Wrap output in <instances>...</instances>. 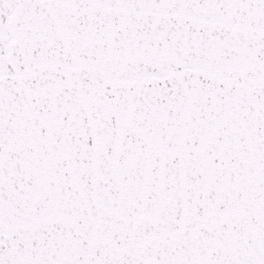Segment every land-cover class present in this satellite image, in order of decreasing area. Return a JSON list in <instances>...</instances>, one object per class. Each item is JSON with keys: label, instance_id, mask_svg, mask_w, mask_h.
I'll return each instance as SVG.
<instances>
[{"label": "snow or ice", "instance_id": "obj_1", "mask_svg": "<svg viewBox=\"0 0 264 264\" xmlns=\"http://www.w3.org/2000/svg\"><path fill=\"white\" fill-rule=\"evenodd\" d=\"M0 264H264V0H0Z\"/></svg>", "mask_w": 264, "mask_h": 264}]
</instances>
